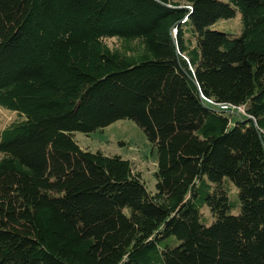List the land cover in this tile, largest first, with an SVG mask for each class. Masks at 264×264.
Returning <instances> with one entry per match:
<instances>
[{
	"label": "trees",
	"instance_id": "1",
	"mask_svg": "<svg viewBox=\"0 0 264 264\" xmlns=\"http://www.w3.org/2000/svg\"><path fill=\"white\" fill-rule=\"evenodd\" d=\"M0 108V264H264V0H0Z\"/></svg>",
	"mask_w": 264,
	"mask_h": 264
},
{
	"label": "rangeland",
	"instance_id": "2",
	"mask_svg": "<svg viewBox=\"0 0 264 264\" xmlns=\"http://www.w3.org/2000/svg\"><path fill=\"white\" fill-rule=\"evenodd\" d=\"M213 28L235 36L240 35L242 30L240 13H237L232 19L219 20ZM108 44L114 47L116 41H109ZM206 103L218 108L209 101ZM16 117V113L0 108V131ZM234 119H236L235 116ZM75 139L82 149L93 152L101 151L105 155H118L131 160L135 170L142 174L147 188L152 192L156 190L157 152L135 122L130 120L118 121L102 131L89 135L77 132Z\"/></svg>",
	"mask_w": 264,
	"mask_h": 264
},
{
	"label": "built area",
	"instance_id": "3",
	"mask_svg": "<svg viewBox=\"0 0 264 264\" xmlns=\"http://www.w3.org/2000/svg\"><path fill=\"white\" fill-rule=\"evenodd\" d=\"M241 113H244V109L241 107L238 109Z\"/></svg>",
	"mask_w": 264,
	"mask_h": 264
}]
</instances>
